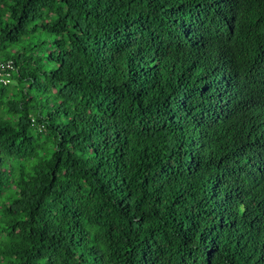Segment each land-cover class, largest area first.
<instances>
[{
    "label": "trees",
    "instance_id": "16d2710c",
    "mask_svg": "<svg viewBox=\"0 0 264 264\" xmlns=\"http://www.w3.org/2000/svg\"><path fill=\"white\" fill-rule=\"evenodd\" d=\"M0 264H264V0H0Z\"/></svg>",
    "mask_w": 264,
    "mask_h": 264
},
{
    "label": "built area",
    "instance_id": "2783aa9c",
    "mask_svg": "<svg viewBox=\"0 0 264 264\" xmlns=\"http://www.w3.org/2000/svg\"><path fill=\"white\" fill-rule=\"evenodd\" d=\"M15 69V65L11 60L0 62V80L4 83L10 81L11 70Z\"/></svg>",
    "mask_w": 264,
    "mask_h": 264
}]
</instances>
